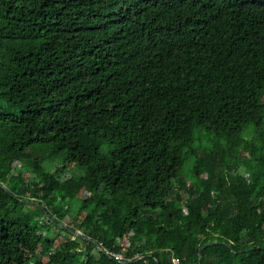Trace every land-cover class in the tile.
<instances>
[{"label":"trees","instance_id":"16d2710c","mask_svg":"<svg viewBox=\"0 0 264 264\" xmlns=\"http://www.w3.org/2000/svg\"><path fill=\"white\" fill-rule=\"evenodd\" d=\"M175 259L264 264V0H0V264Z\"/></svg>","mask_w":264,"mask_h":264},{"label":"rangeland","instance_id":"374dc122","mask_svg":"<svg viewBox=\"0 0 264 264\" xmlns=\"http://www.w3.org/2000/svg\"><path fill=\"white\" fill-rule=\"evenodd\" d=\"M251 130H253V127L251 126L247 132H245L243 134V141L244 143H248L249 141H252L254 140V142L258 145V140L256 138V135L253 134L254 132H252ZM203 136H201L202 139H200L198 141V143H201V145L205 146V145H209V141H210V138H209V135H206V134H202ZM211 144V143H210ZM210 146V145H209ZM29 153L32 154V156L34 157H40V158H45L47 162H45V166H48V167H52L54 168L53 164H49V159L51 157V150L48 149V148H45L41 145H35V146H32L29 150H28ZM246 155H248L247 153H245ZM249 156V155H248ZM148 160L149 161H153V158L152 157H148ZM234 164L232 163V166ZM19 166H17L18 168ZM21 171H22V174H23V179L24 180H30L31 178H33V174H32V171L29 167H24L23 168H19ZM239 172L240 174L242 175H245L247 174V168L245 167H241L239 169ZM72 173H79V170L74 167V166H70V168L68 170H66V172L64 173H61L60 175H58V178L60 180H64V179H67ZM187 178V176H186ZM95 174L94 173H91L86 179H85V187L83 188V190L81 191L80 193V198L82 200H85V199H88L89 196L91 195V191L93 190V188H95L97 185H98V181L95 180ZM189 182V180H188ZM7 187V186H6ZM178 196L180 197V199H182L183 197V193L181 191H179L178 193ZM29 196H27L25 199L26 200H32V199H28ZM25 199H22V201H24ZM28 202V201H27ZM80 202L81 200H78V199H75V200H72V201H65L63 203H61V206L66 209L67 207H71V214H76L79 206H80ZM76 221H73V219L71 218V216H67L66 218H64L62 220V224L63 226H67V225H74ZM80 230H77L76 232H79ZM81 232V231H80Z\"/></svg>","mask_w":264,"mask_h":264},{"label":"built area","instance_id":"2783aa9c","mask_svg":"<svg viewBox=\"0 0 264 264\" xmlns=\"http://www.w3.org/2000/svg\"><path fill=\"white\" fill-rule=\"evenodd\" d=\"M77 234H81L82 235V232H76ZM109 254H111L112 255V257H114V258H116V259H118V260H123L124 259V255L123 254H121V253H109ZM174 263L175 264H179V261L178 260H174Z\"/></svg>","mask_w":264,"mask_h":264},{"label":"water","instance_id":"95a60500","mask_svg":"<svg viewBox=\"0 0 264 264\" xmlns=\"http://www.w3.org/2000/svg\"><path fill=\"white\" fill-rule=\"evenodd\" d=\"M29 203L33 204V202H29ZM73 234H75V235H80V236H81V234H77L76 232H73ZM216 243H217V242H211V243L207 244L206 246L202 247V248L200 249L199 256H200V257L202 256V253H203L205 247H208V246H211V245H215Z\"/></svg>","mask_w":264,"mask_h":264}]
</instances>
